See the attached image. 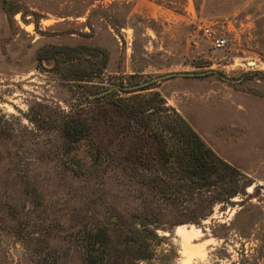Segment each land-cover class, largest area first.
<instances>
[{
    "label": "rangeland",
    "instance_id": "obj_1",
    "mask_svg": "<svg viewBox=\"0 0 264 264\" xmlns=\"http://www.w3.org/2000/svg\"><path fill=\"white\" fill-rule=\"evenodd\" d=\"M216 36L229 43L215 47ZM81 44L106 50L99 73L87 48L64 61L38 58L46 47ZM171 71L197 74L139 92L159 93L250 184L197 223L158 225L152 256L137 264H264V0H185L182 9L181 0H0V122L10 128L8 156L0 149V264H32L44 245L40 223H73L80 209L128 219L138 205L137 185L124 184L119 168L75 175L69 164H87L84 143L66 150L39 116ZM67 230L43 239L60 264H83Z\"/></svg>",
    "mask_w": 264,
    "mask_h": 264
},
{
    "label": "trees",
    "instance_id": "obj_2",
    "mask_svg": "<svg viewBox=\"0 0 264 264\" xmlns=\"http://www.w3.org/2000/svg\"><path fill=\"white\" fill-rule=\"evenodd\" d=\"M184 3L181 0V9ZM86 48L100 57V66L93 71L97 74L107 58L106 50L99 46H50L41 49L38 58L59 55L64 61L71 55L78 58ZM145 88L92 90L86 107L78 101L73 110L53 117L46 112L45 118H38L56 128L66 150L84 143L87 164L75 158L69 164L75 175H97L98 170L113 166L123 174L124 184L137 185L138 205L129 210L128 219L114 214L99 221L80 209L73 223L61 224L53 218L39 224L37 234L43 238L53 237L55 229H68L80 247L83 264H137L150 258L158 225L197 223L214 203L228 200L250 184L159 93L139 92ZM4 117L0 109V120ZM9 130L5 121L0 122V149L5 157L9 151L2 147ZM164 210L172 220L164 218ZM43 238L42 248L33 249L38 254L32 264H60L61 252Z\"/></svg>",
    "mask_w": 264,
    "mask_h": 264
},
{
    "label": "water",
    "instance_id": "obj_3",
    "mask_svg": "<svg viewBox=\"0 0 264 264\" xmlns=\"http://www.w3.org/2000/svg\"><path fill=\"white\" fill-rule=\"evenodd\" d=\"M194 74H197V72L195 71H171V72H166V73H162V74H157L149 79H146L144 81H141V82H135V83H131V84H124V85H119V84H115V85H111L109 87H107L106 89L102 90L101 93L103 92H106V91H109L111 89H115V88H121L123 90H136V89H139V88H142V86L152 82V81H155V80H158V79H161V78H165L167 76H170V75H180V76H184V75H194Z\"/></svg>",
    "mask_w": 264,
    "mask_h": 264
},
{
    "label": "built area",
    "instance_id": "obj_4",
    "mask_svg": "<svg viewBox=\"0 0 264 264\" xmlns=\"http://www.w3.org/2000/svg\"><path fill=\"white\" fill-rule=\"evenodd\" d=\"M229 43V40L226 36H216L212 40V44L215 47H222L226 46Z\"/></svg>",
    "mask_w": 264,
    "mask_h": 264
}]
</instances>
